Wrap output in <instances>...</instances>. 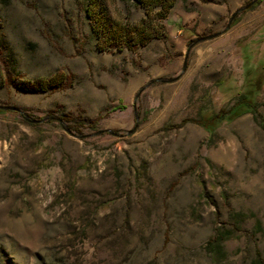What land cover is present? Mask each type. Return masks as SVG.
Masks as SVG:
<instances>
[{
	"label": "rangeland",
	"instance_id": "374dc122",
	"mask_svg": "<svg viewBox=\"0 0 264 264\" xmlns=\"http://www.w3.org/2000/svg\"><path fill=\"white\" fill-rule=\"evenodd\" d=\"M251 1L177 0L165 37L132 52L97 48L85 0H0V106L17 109H0V264L264 259V0L240 11ZM60 71L71 87H14ZM240 96L257 114L216 123L206 145L201 122ZM52 115L96 130L31 122ZM222 227L234 234L214 261L201 246Z\"/></svg>",
	"mask_w": 264,
	"mask_h": 264
},
{
	"label": "trees",
	"instance_id": "16d2710c",
	"mask_svg": "<svg viewBox=\"0 0 264 264\" xmlns=\"http://www.w3.org/2000/svg\"><path fill=\"white\" fill-rule=\"evenodd\" d=\"M144 9L145 16L139 21H130L115 18L108 12V0H85L84 11L86 17L92 24V33L100 51H112L127 49L136 52L139 48L146 46L155 39L165 37V27L163 21L167 20L171 9L177 0H131ZM263 0L256 2L260 3ZM71 80L62 71L54 74L50 78H37L35 80L21 81L14 87L21 92L46 93L64 90L71 87ZM239 101L229 110L222 109L216 115L209 118V122H201L208 133V142L216 137L215 124L231 117H237L240 113L257 114V102L247 101L244 96L239 97ZM246 105L244 109L240 106ZM13 113V111H10ZM65 122L70 123V128L82 133L85 127L96 130V122L84 125L71 117H63ZM38 124H32L37 126ZM231 216L238 217L232 213ZM234 232L233 230L216 228L213 235L201 246V249L214 261L226 258L224 243L228 241ZM252 264H264L261 254L256 253V258Z\"/></svg>",
	"mask_w": 264,
	"mask_h": 264
},
{
	"label": "water",
	"instance_id": "95a60500",
	"mask_svg": "<svg viewBox=\"0 0 264 264\" xmlns=\"http://www.w3.org/2000/svg\"><path fill=\"white\" fill-rule=\"evenodd\" d=\"M256 1H257V0H253V1H251L249 4H247V5H245L243 8H241L240 11L249 8V7H250L251 5H253ZM232 20H233V18L231 19L230 22H232ZM138 95H139V94H138ZM0 109H3V110H12V111H16V110H17V109H15V108L4 107V106H0ZM47 119L57 121V122H59L60 124L63 125V120H62V118H60L59 116H55V115H52V116H49V117H45V118H43V119H41V120H31V122H32V123H39V122H43V121H45V120H47ZM64 129H65L66 131L70 132L69 129H68L66 126H64Z\"/></svg>",
	"mask_w": 264,
	"mask_h": 264
}]
</instances>
